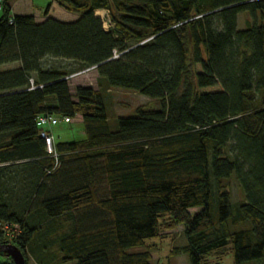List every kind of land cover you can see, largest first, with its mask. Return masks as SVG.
I'll return each instance as SVG.
<instances>
[{"label":"trees","instance_id":"trees-1","mask_svg":"<svg viewBox=\"0 0 264 264\" xmlns=\"http://www.w3.org/2000/svg\"><path fill=\"white\" fill-rule=\"evenodd\" d=\"M54 1L79 18L49 7L38 22L0 6V222L19 226L0 244L26 264H153L133 249L183 225L190 264L263 260L264 0ZM241 13L254 20L244 30ZM92 68L98 89L73 92L68 77ZM112 89L160 108L139 107L113 130ZM47 114L81 116L85 139L55 140L49 155L37 127ZM0 264L15 262L0 252Z\"/></svg>","mask_w":264,"mask_h":264},{"label":"rangeland","instance_id":"rangeland-1","mask_svg":"<svg viewBox=\"0 0 264 264\" xmlns=\"http://www.w3.org/2000/svg\"><path fill=\"white\" fill-rule=\"evenodd\" d=\"M1 2L2 0H0V4ZM49 7V16L62 22H74L79 18L77 14L68 12L54 0H18L14 11L18 14L36 15L38 20H43ZM1 15L2 11L0 9V17ZM96 15L104 21L105 28L108 29L106 24L109 20L108 13L106 11H99ZM250 21L254 22L248 14H239V30L246 29ZM258 21L264 22V17L260 15ZM45 64L48 67L63 68L67 71H73L76 68V65L73 63L61 60L56 61L50 58L46 59ZM70 77L69 83L73 92H75L77 86L98 89V73L94 69L76 72L71 74ZM104 101L113 130L118 128V119L120 117L135 116V112L139 107H145L146 109L160 108V103L157 100L132 90L112 89L110 92L104 93ZM81 120V116H77L75 119H72L71 123L62 122L53 127L52 133L55 140L64 142L85 139L84 124ZM228 188L235 206L244 201V192L235 178L232 179ZM200 210L191 209L190 213L194 216ZM184 231L185 226L180 225L172 231L163 232L161 237L148 240L145 248H136L133 249V252L149 250L152 254L153 264H190L188 256L182 251L186 245ZM176 249L179 250V253L173 254ZM34 263H36L34 258H31L29 264ZM221 264H234V256L227 255L221 261ZM247 264H264V259Z\"/></svg>","mask_w":264,"mask_h":264},{"label":"built area","instance_id":"built-area-1","mask_svg":"<svg viewBox=\"0 0 264 264\" xmlns=\"http://www.w3.org/2000/svg\"><path fill=\"white\" fill-rule=\"evenodd\" d=\"M71 77H68L70 79ZM34 84V81H31ZM37 88V87H33ZM42 88V86H40ZM72 119L69 117H60L56 115H41L37 118V127L39 128V134L42 139L45 141L46 151L49 155L57 157L56 147H55V137L52 133V128L59 125L60 123H71ZM15 234L19 232V226L9 225L6 223L0 222V231L9 235L13 230Z\"/></svg>","mask_w":264,"mask_h":264},{"label":"water","instance_id":"water-1","mask_svg":"<svg viewBox=\"0 0 264 264\" xmlns=\"http://www.w3.org/2000/svg\"><path fill=\"white\" fill-rule=\"evenodd\" d=\"M0 252H2L7 258H12L15 264H26L24 253L14 244H0Z\"/></svg>","mask_w":264,"mask_h":264},{"label":"crops","instance_id":"crops-1","mask_svg":"<svg viewBox=\"0 0 264 264\" xmlns=\"http://www.w3.org/2000/svg\"><path fill=\"white\" fill-rule=\"evenodd\" d=\"M18 2V0H10V4H11V6H12V10H13V14H18L17 12H15L14 10H15V5H16V3ZM0 6H1V4H0ZM0 9H1V7H0ZM33 16H35L36 17V15H33ZM49 17H51V16H49ZM36 19H37V17H36ZM45 19L46 18H44L43 20H38L37 19V21L38 22H42V21H45ZM95 71H96V69H94ZM82 118V117H81ZM82 122H83V120H81ZM57 140V139H56ZM34 264H36V263H34Z\"/></svg>","mask_w":264,"mask_h":264}]
</instances>
